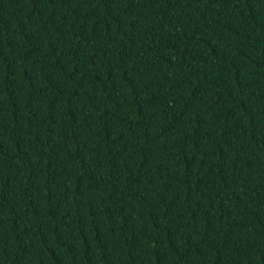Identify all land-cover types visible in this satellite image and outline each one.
I'll list each match as a JSON object with an SVG mask.
<instances>
[{
    "label": "trees",
    "instance_id": "1",
    "mask_svg": "<svg viewBox=\"0 0 264 264\" xmlns=\"http://www.w3.org/2000/svg\"><path fill=\"white\" fill-rule=\"evenodd\" d=\"M0 264H264V0H0Z\"/></svg>",
    "mask_w": 264,
    "mask_h": 264
}]
</instances>
